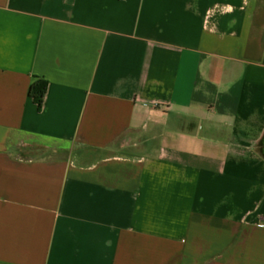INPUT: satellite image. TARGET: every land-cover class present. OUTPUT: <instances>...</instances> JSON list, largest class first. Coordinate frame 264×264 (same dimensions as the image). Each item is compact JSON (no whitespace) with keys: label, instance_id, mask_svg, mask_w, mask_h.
Masks as SVG:
<instances>
[{"label":"crops","instance_id":"0c3cea01","mask_svg":"<svg viewBox=\"0 0 264 264\" xmlns=\"http://www.w3.org/2000/svg\"><path fill=\"white\" fill-rule=\"evenodd\" d=\"M260 222L264 0H0V264H264Z\"/></svg>","mask_w":264,"mask_h":264},{"label":"rangeland","instance_id":"374dc122","mask_svg":"<svg viewBox=\"0 0 264 264\" xmlns=\"http://www.w3.org/2000/svg\"><path fill=\"white\" fill-rule=\"evenodd\" d=\"M16 153L25 158H51L61 156L63 152H55L40 146H21L17 147Z\"/></svg>","mask_w":264,"mask_h":264},{"label":"trees","instance_id":"16d2710c","mask_svg":"<svg viewBox=\"0 0 264 264\" xmlns=\"http://www.w3.org/2000/svg\"><path fill=\"white\" fill-rule=\"evenodd\" d=\"M48 87L49 83L40 78H37L30 87L29 96L33 99L39 110H42Z\"/></svg>","mask_w":264,"mask_h":264},{"label":"built area","instance_id":"2783aa9c","mask_svg":"<svg viewBox=\"0 0 264 264\" xmlns=\"http://www.w3.org/2000/svg\"><path fill=\"white\" fill-rule=\"evenodd\" d=\"M257 227H259V228H264V222H260V223H258V224H257Z\"/></svg>","mask_w":264,"mask_h":264}]
</instances>
